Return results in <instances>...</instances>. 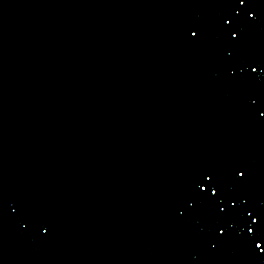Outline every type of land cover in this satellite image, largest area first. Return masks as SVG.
Wrapping results in <instances>:
<instances>
[{
    "label": "water",
    "instance_id": "obj_1",
    "mask_svg": "<svg viewBox=\"0 0 264 264\" xmlns=\"http://www.w3.org/2000/svg\"><path fill=\"white\" fill-rule=\"evenodd\" d=\"M264 0H0V264H35L165 141Z\"/></svg>",
    "mask_w": 264,
    "mask_h": 264
}]
</instances>
